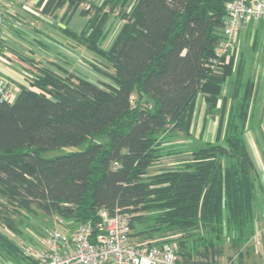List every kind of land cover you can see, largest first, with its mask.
<instances>
[{
	"label": "trees",
	"instance_id": "1",
	"mask_svg": "<svg viewBox=\"0 0 264 264\" xmlns=\"http://www.w3.org/2000/svg\"><path fill=\"white\" fill-rule=\"evenodd\" d=\"M228 1L38 0L42 15L86 18L61 33L104 81L21 58L26 85L0 102V228L22 234L30 213L71 228L119 211L130 238L171 245L176 264H248L257 174L244 134L256 85L243 63L216 59ZM199 102L203 121L217 119L213 141L192 135ZM53 150L63 152L44 156ZM0 255L36 264L12 241Z\"/></svg>",
	"mask_w": 264,
	"mask_h": 264
},
{
	"label": "crops",
	"instance_id": "2",
	"mask_svg": "<svg viewBox=\"0 0 264 264\" xmlns=\"http://www.w3.org/2000/svg\"><path fill=\"white\" fill-rule=\"evenodd\" d=\"M87 1L99 4L102 0ZM37 2L38 0H7L8 12L0 37V55L3 58L0 60V78L7 82L12 92V101L19 92V86L26 85L23 74V66L26 64L21 60L23 56L31 55L39 59L44 66L60 71L59 66L69 70L67 65L76 61V57L72 55L78 54L79 49H71L61 31L69 27L79 33L86 18L78 12L68 22L66 19L60 20L62 11L58 18L42 15L37 10ZM76 21L77 25L74 27ZM228 55L229 60L233 57L234 70L238 63H243L244 77L253 79L256 85L252 91L253 101L247 117L249 129L245 132L244 139L257 174L254 234H260L261 244L256 245L251 240L249 249L255 251L251 254L249 252L245 261L249 258V264L252 257V264H264V20H251L246 23ZM52 62H55V65ZM198 112L193 121V128ZM208 122L212 123L216 132L217 119L207 117L206 125ZM181 157L183 159L186 156Z\"/></svg>",
	"mask_w": 264,
	"mask_h": 264
},
{
	"label": "built area",
	"instance_id": "3",
	"mask_svg": "<svg viewBox=\"0 0 264 264\" xmlns=\"http://www.w3.org/2000/svg\"><path fill=\"white\" fill-rule=\"evenodd\" d=\"M7 0H0V37L6 22ZM223 37L216 46V59L234 48L242 27L251 20H264V0H229L226 3ZM0 60H3L0 55ZM12 101L7 82L0 78V102ZM116 165V163H115ZM130 217L126 213L100 210L96 221L68 228L59 218L36 242L20 243L19 250L36 264H176L169 244L134 243L130 238ZM260 234L252 241L261 244Z\"/></svg>",
	"mask_w": 264,
	"mask_h": 264
},
{
	"label": "rangeland",
	"instance_id": "4",
	"mask_svg": "<svg viewBox=\"0 0 264 264\" xmlns=\"http://www.w3.org/2000/svg\"><path fill=\"white\" fill-rule=\"evenodd\" d=\"M77 25V21L76 23L73 24V26L75 27ZM119 25V24H118ZM117 25V27H119ZM116 27V29H118ZM82 30V29H81ZM80 30V31H81ZM115 32V31H114ZM109 33L108 37H107V41L104 44L108 45L111 41V39L114 37L115 33ZM76 57V61H74L73 63L70 62V65H67L69 71H73L83 77H86L87 79H90L91 81H104L103 76L100 74L99 71H97L92 65L93 63H98V60L90 53L86 52V50L84 49H79L78 50V54L76 55H72V57ZM228 88V86L226 87V89ZM199 110L203 109V105L202 102H199L198 105ZM202 111V110H200ZM214 126L212 125V123H209L206 125L205 121L202 120V112H199L198 116H197V120L195 123V126L192 130V135L194 137H197L199 133H202L203 135V141H213L214 140ZM175 140L176 143H180L183 141V139L179 138V139H173V141ZM63 151L61 150H53L50 151L48 153H46L44 156L48 157V156H52L55 154H59ZM182 157L181 156H177V157H169L166 159H162L158 164H156L155 166L150 168V173H155L160 167L165 166L169 163H174L177 162L178 160H180ZM28 224L25 225L22 228V234H16L14 232H10L7 231L5 229H1L0 228V235L2 236V238H0V242L1 241H5V242H9L12 241L15 243L16 247L19 248L20 247V243L22 244L25 241H28L29 238H33L32 242H36V237H40L42 234H44L46 232L47 229H49L50 227H52L54 225V217L53 218H49L48 216L42 214V213H30L29 214V218L27 220ZM131 241L134 243H138L136 240H133L131 238ZM139 243H142L141 241ZM252 243V242H250ZM255 249H250V254L252 252H254ZM4 259V260H2ZM250 263L253 261V258L250 257ZM249 261V258H247V262ZM7 263L8 261L2 256L0 255V263L4 264ZM224 264H228L225 263Z\"/></svg>",
	"mask_w": 264,
	"mask_h": 264
}]
</instances>
